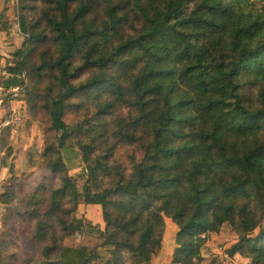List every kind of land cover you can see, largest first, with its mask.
<instances>
[{
    "label": "trees",
    "instance_id": "obj_1",
    "mask_svg": "<svg viewBox=\"0 0 264 264\" xmlns=\"http://www.w3.org/2000/svg\"><path fill=\"white\" fill-rule=\"evenodd\" d=\"M17 1L28 46L16 54L22 59L10 70L26 79L31 75L30 111L45 112L56 137L38 166L63 174L59 188L40 186L22 210H13L32 223L42 264H153L165 218L179 228L173 264H199L202 236L224 224L239 231L229 256L262 264L264 141L245 142L256 138L252 130L264 120V101L255 107L242 93V83L252 76L251 62L264 53L259 18L231 0ZM36 8L39 18L29 22ZM47 41L54 54L43 51L38 64L29 61L35 47ZM126 49L133 58L117 65L114 57ZM112 66L114 75L106 72ZM83 71L92 76L75 84ZM258 73L264 76L263 63ZM45 80L49 85L42 93ZM90 91L110 99L100 114L129 111V119L114 131L117 142L135 152L128 175L109 168L112 149L93 158L85 138L77 140L83 125L64 121L69 99ZM67 148L77 149L85 165L81 188L67 176ZM65 199L72 205L67 212L80 204L99 206L104 228L67 219ZM95 234L96 247L64 244L76 235Z\"/></svg>",
    "mask_w": 264,
    "mask_h": 264
},
{
    "label": "rangeland",
    "instance_id": "obj_2",
    "mask_svg": "<svg viewBox=\"0 0 264 264\" xmlns=\"http://www.w3.org/2000/svg\"><path fill=\"white\" fill-rule=\"evenodd\" d=\"M236 8L244 14H251L258 17L260 24L263 25L264 35V0H231ZM37 8L40 3H37ZM30 14L29 22L39 18V10ZM20 4L17 0H0V53L6 58L7 64L20 62L22 57L17 56L18 52H26L28 46L24 34L19 27ZM26 13V12H24ZM131 49H126L118 53L114 59L117 65L129 61L133 58L128 54ZM47 51L54 54L55 49L51 41L38 44L29 61L38 64L41 53ZM24 53L22 54V56ZM77 63H79L77 61ZM264 64V53L254 59L250 65L252 76L242 83L243 95L253 106H259L264 101V76L259 72V64ZM114 75L116 69L112 66L106 71ZM27 76V88L17 99L5 102L0 108L4 115L0 121L7 119L11 114L16 119L15 123L9 127L0 129V264H42L40 250L42 245L37 244L32 238V223L18 217L14 209L23 208V202L40 186L57 189L60 187L62 173H52L46 166H38L39 160L46 146L56 143L55 135L49 130V120L45 112L37 111L35 115L30 111L27 103L28 87L34 85L31 75ZM92 76L90 71H83L81 75L74 79L75 84L84 83ZM49 85L47 80L39 86V90ZM110 99L106 93L99 94L90 91L78 94L69 99L67 108L64 111V121L70 126L83 125V131L77 140L85 138V145L92 149L93 158L105 157L112 149L108 166L117 175L120 172L128 175L131 172V157L135 152L132 147L125 146L114 137V131L127 119L128 110H113L103 115L104 106ZM100 112V113H99ZM233 124L243 129L242 122L234 121ZM256 138H248L245 145L252 144L255 140L264 141V120L253 127ZM105 135L104 138L96 140L98 136ZM55 141V142H54ZM11 149V154L8 150ZM63 158L68 169L67 176L76 182L77 187L81 188L84 180L79 178L84 168L82 157L77 149L63 150ZM100 179V176H99ZM104 185H110V179H102ZM64 200L63 216L67 219H83L93 226L103 229L102 213L99 206L80 204L75 211L67 212L72 205ZM258 216L260 213H257ZM165 232L162 241V248L159 253L158 264H173V253L176 248L175 240L179 228L175 223L165 218ZM261 229L264 230V220L261 221ZM259 230L251 234V238L256 237ZM205 239L200 247L201 261L199 264H256L251 258L236 254L229 256L228 251L238 243L239 231L235 226L224 224L217 232H210L202 236ZM67 246L89 245L96 247L100 245L98 236L95 235H76L64 241ZM258 264V263H257ZM264 264V261H262Z\"/></svg>",
    "mask_w": 264,
    "mask_h": 264
},
{
    "label": "built area",
    "instance_id": "obj_3",
    "mask_svg": "<svg viewBox=\"0 0 264 264\" xmlns=\"http://www.w3.org/2000/svg\"><path fill=\"white\" fill-rule=\"evenodd\" d=\"M13 67L14 64H7L5 56L0 53V107H3L6 101H8L9 105L11 101L17 99L22 93H25L27 88L25 74L12 72L10 69ZM14 79L20 80L21 84L11 85L10 82ZM15 121L14 115L11 114L7 119L0 121V129L9 127Z\"/></svg>",
    "mask_w": 264,
    "mask_h": 264
},
{
    "label": "crops",
    "instance_id": "obj_4",
    "mask_svg": "<svg viewBox=\"0 0 264 264\" xmlns=\"http://www.w3.org/2000/svg\"><path fill=\"white\" fill-rule=\"evenodd\" d=\"M0 108H2V107H0ZM3 112H4L3 110H0V117H2L4 115ZM158 261H159V257H157L156 259H154L153 264H158Z\"/></svg>",
    "mask_w": 264,
    "mask_h": 264
}]
</instances>
